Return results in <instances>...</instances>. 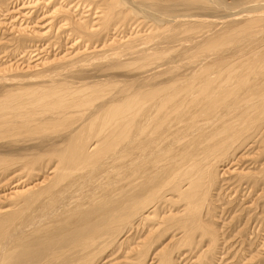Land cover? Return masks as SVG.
<instances>
[{"label":"bare ground","instance_id":"1","mask_svg":"<svg viewBox=\"0 0 264 264\" xmlns=\"http://www.w3.org/2000/svg\"><path fill=\"white\" fill-rule=\"evenodd\" d=\"M4 17L0 264H145L173 233L149 257L172 264L221 247L223 176L264 199V0H0Z\"/></svg>","mask_w":264,"mask_h":264},{"label":"rangeland","instance_id":"2","mask_svg":"<svg viewBox=\"0 0 264 264\" xmlns=\"http://www.w3.org/2000/svg\"><path fill=\"white\" fill-rule=\"evenodd\" d=\"M4 19L6 22L4 21ZM6 19L7 18L5 17L3 19L0 18L1 22L3 23V25L0 23V31L2 29L1 27H3L2 31L0 32V39H2L0 40V46H3L1 43L3 39L6 37V32H7L6 28H8L6 24L9 23V21H7ZM2 33L5 34L4 35L5 37L2 36L3 35ZM0 57L1 59H3L2 51H0ZM261 135H264V133H261ZM249 151L250 150H247L246 152L247 154L242 160V163H244L242 169L249 168L246 166L247 164H250V162L252 161L250 157L251 155L248 153ZM237 171H241V169L238 167ZM236 174L232 173L231 175L223 176L224 178H228V179L232 177V180L230 182L231 187L226 189V195H224L223 198L220 200L221 217L217 216V220H216L217 222L215 225H213V227L217 229L216 232H219L217 235H220L221 238L219 242L221 247L219 248V250L217 251L214 249L208 252L209 249L211 248L210 246H208V243L207 244L205 243L206 240L202 241V244L199 245L197 250L190 249L188 246L187 247L182 246L180 248H176L175 250H173L172 253L173 255L171 256L172 264H194L197 261V257H196L197 254H200L203 251V249L204 251H206L207 248L208 250L206 251V253L208 252V255L213 254L214 256H217L215 259L212 258L210 260L209 263L211 264L212 263L213 264H217V263L218 264H238V263L264 264V241H262L264 239V199L261 197V191H259L258 189H256L258 191L253 192L250 191L248 186L246 185H243L242 187L237 185V183L235 182L236 181L235 178L236 179L239 178L238 176L234 177ZM237 175L240 174L238 173ZM251 214L252 216H250ZM255 217L257 218L259 217V218L255 219ZM248 219H252V220L248 221ZM125 226L126 224H124L123 228ZM159 230H157V232ZM131 232L132 230L130 231L129 228L127 227L122 235L127 236ZM142 232L143 233L146 232V228H144ZM135 234H137L138 237L140 236L139 232ZM171 234L173 233L158 234V240L156 239V242L152 246L151 251L147 257V262H145V264L152 263V261L149 260V257L151 256V254L156 253L158 251L156 250V252H154L155 250L154 248H156V246L159 248L160 251V248L162 249L163 247H165L167 244L170 243L171 245H169L167 249L171 250L170 248L174 245L173 242L175 239V237L171 239ZM122 235L120 237H122ZM225 239L228 240V242L224 243V241H226ZM109 250L110 247L109 249H107L108 251L107 255L109 254ZM120 255H121L120 252L115 253L113 255V258H118ZM213 255L211 257H213ZM132 256L130 262L134 264L136 262V257H132ZM109 259H111V257ZM97 264H101V262ZM156 264H158V260Z\"/></svg>","mask_w":264,"mask_h":264}]
</instances>
